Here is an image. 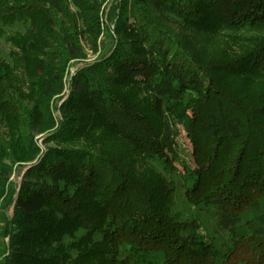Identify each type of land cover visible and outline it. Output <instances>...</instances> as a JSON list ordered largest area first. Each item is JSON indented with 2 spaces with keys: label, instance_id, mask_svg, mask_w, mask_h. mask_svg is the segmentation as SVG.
I'll return each instance as SVG.
<instances>
[{
  "label": "trees",
  "instance_id": "1",
  "mask_svg": "<svg viewBox=\"0 0 264 264\" xmlns=\"http://www.w3.org/2000/svg\"><path fill=\"white\" fill-rule=\"evenodd\" d=\"M105 1L0 0V25L30 23L7 37L14 66L0 57V207L13 211L1 264H264V216L232 231L221 255L152 165L175 173L170 141L183 127L189 201L226 223L262 210L264 35L232 54L169 20L211 36L262 32L264 0H122L109 9V53L81 63L51 107L81 39L97 50ZM31 162L11 189L13 168ZM202 171L211 185L199 197Z\"/></svg>",
  "mask_w": 264,
  "mask_h": 264
},
{
  "label": "rangeland",
  "instance_id": "2",
  "mask_svg": "<svg viewBox=\"0 0 264 264\" xmlns=\"http://www.w3.org/2000/svg\"><path fill=\"white\" fill-rule=\"evenodd\" d=\"M122 0H106L101 6V22L103 32L98 40V47L95 50L88 41L83 38L81 39V46L84 50V57L80 60L71 61L67 68L63 79V91L60 95L56 96L52 100V106L60 105L63 98L69 94V85L75 71L81 63H89L97 60L103 55H107L112 47V35L114 31V25H112L109 19V9L121 2ZM71 11L76 12L75 7L71 6ZM113 22V21H112ZM127 23H132L131 16L128 17ZM172 27L176 28L179 32L192 33L196 37L197 42H202L203 45L212 46H226L228 51L232 54H239L250 42H254L257 38H261L264 35V31L259 32L253 29H245L239 32H229L225 31L221 34L211 36L206 33H198L194 31H185L177 21L175 22L173 18L169 20ZM30 27V23L19 22L13 25H0L2 34L0 35V57L10 66H14L13 59L11 57V51L13 47L7 41V37L25 33V31ZM230 45V47L228 46ZM24 79V78H23ZM203 107L197 108L193 112V118L198 121L202 116ZM5 131V130H4ZM3 132V131H2ZM180 136L171 139L170 143L173 144L177 161L174 163L175 173L167 170L163 165L157 163H152V165L161 172L164 176L169 178L175 184L176 195L175 204L176 211L180 212L186 220H195L198 222L200 227V233L205 237V239L213 244L219 254L223 255L231 243V232L236 230L239 226L243 225L246 221L252 220L254 218L264 216V202L261 211L256 213H247L241 217L237 222L226 223L221 221L214 213L213 210H207L200 206H196L194 203L189 201L186 196V189L184 187V177L187 175L189 167L192 166V145L187 138L186 132L183 127L179 128ZM46 134H36L34 138L35 144L40 149V154L45 152V145L43 144V138ZM9 163V162H7ZM24 163L23 166L16 165L13 168V174L9 180L11 189H15L19 186L23 178V173L25 172L24 167L33 164ZM198 189L195 193L202 197L208 193L210 189V175L208 171H202L199 178ZM13 211L11 209H6V202H3L0 207V258L7 254V239L4 237V231L6 227V222L12 217ZM72 240L69 239L68 243ZM76 253H74V257ZM2 261H0V264Z\"/></svg>",
  "mask_w": 264,
  "mask_h": 264
}]
</instances>
